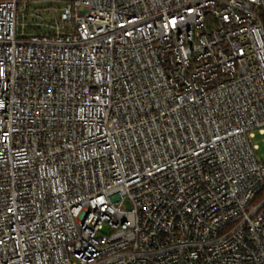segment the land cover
Returning <instances> with one entry per match:
<instances>
[{"label":"built area","instance_id":"2783aa9c","mask_svg":"<svg viewBox=\"0 0 264 264\" xmlns=\"http://www.w3.org/2000/svg\"><path fill=\"white\" fill-rule=\"evenodd\" d=\"M0 2V264H264V0Z\"/></svg>","mask_w":264,"mask_h":264},{"label":"rangeland","instance_id":"374dc122","mask_svg":"<svg viewBox=\"0 0 264 264\" xmlns=\"http://www.w3.org/2000/svg\"><path fill=\"white\" fill-rule=\"evenodd\" d=\"M62 0H32L24 1L21 9L20 22L22 28L28 33L47 32V26H51L58 20L62 8ZM253 144L259 147L257 155L264 160V135L256 132Z\"/></svg>","mask_w":264,"mask_h":264},{"label":"trees","instance_id":"16d2710c","mask_svg":"<svg viewBox=\"0 0 264 264\" xmlns=\"http://www.w3.org/2000/svg\"><path fill=\"white\" fill-rule=\"evenodd\" d=\"M6 1H11V0H0V2H6ZM20 1H22V2H24V1L32 2V0H20ZM261 17H262V21H263V23H264V10H263V12H262ZM260 198H261V199H264V190H263L262 193L260 194Z\"/></svg>","mask_w":264,"mask_h":264}]
</instances>
